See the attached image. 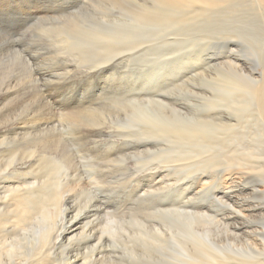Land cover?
<instances>
[{"label": "rangeland", "instance_id": "rangeland-1", "mask_svg": "<svg viewBox=\"0 0 264 264\" xmlns=\"http://www.w3.org/2000/svg\"><path fill=\"white\" fill-rule=\"evenodd\" d=\"M100 1L0 0V184L5 182V188L10 191L20 185L18 182H32L36 177V180H39L38 184L43 182L45 185L46 180L44 179L47 178L45 175L51 172L55 173V176L52 177L57 181L60 179L62 183L69 182L66 185L69 192L64 197L62 196V199L65 198L63 201L66 203L74 201L80 208H85L81 212L86 210L83 213L91 216L87 221L89 225V220L92 221V226L90 225L89 229L96 228L97 235L103 238V240L100 238L101 243L97 244L96 252L99 255L103 251L108 255L106 264H134V257L135 255L137 258L141 256L139 250L142 247L141 249L140 246L136 248V253L140 254L138 257L137 254L126 249V246L129 238L139 244L136 235L144 231L143 235L145 236L148 232V236H144L145 238L152 236L149 237V242L152 241L149 256L154 261L156 260L155 264H160L157 256L164 249L158 250L157 247L160 245L163 247V244L164 247H168L174 241L178 244H172L173 247L169 246L171 248H168L169 251L166 248L168 252L164 249V252L174 254L173 256L169 254L171 259L176 256V250L179 256L178 250L181 249V245L179 246L181 242L184 245L188 243L184 246L185 249L189 247H191V251L194 249L192 254L188 250L190 260L193 259L190 258L191 255L196 257L195 260L200 259L198 256L201 255L197 250V241L201 238L199 236L205 233L201 241L206 240V236L210 237V232L214 231L216 227L214 234H212L213 232L211 234L213 237L217 230L219 231L217 239L220 238L218 235L220 233L222 240V242L220 239L218 240L220 245L228 241L230 244L232 243L231 245L238 244L243 247L252 241L255 243L253 247L257 248L255 251H257L262 245L263 236L261 234L262 231L264 232V219H260L264 212V192L258 195L255 191L262 188L260 177L250 173L251 175L247 179L242 178L237 183L230 185L232 190H237V193L241 195L238 197L237 193L231 194L234 195L232 197L235 201H245L248 205L247 209L258 211L256 217L244 218V215L233 208L234 206L230 207L226 202L220 203L215 200V198L223 197L229 190L224 187L225 182L229 188L228 182L231 181V177L236 180L241 178L237 174L238 167H234V165H238L235 163L227 166V163H223L212 168L208 167L206 163L200 165L197 162H190L191 158L186 153L187 147H181V142L173 134L165 131L166 128L163 126L172 123L171 120L167 121L165 118L175 116V111L182 113V119L187 118L189 121L214 118V116L216 120L228 121L233 110L231 103L233 95L231 83L229 80L230 84L226 82V79H230L228 76L226 78V74L230 75L234 71L231 64L232 57L234 55L241 61L242 64L239 66L245 68L246 73H259L264 59L262 58L264 54L261 55L264 53L263 48L257 47L259 50L256 48L258 51L256 54L257 51H255L256 49L252 50L255 47H251L248 38L241 34H235L228 11L213 13L210 9L208 12L201 13L198 12L200 8H197L193 9L194 12L184 13L186 15L184 22L178 21L176 15L179 14L174 12L172 15H175V20L170 18L171 21L167 20L163 24L148 25L140 23L134 16V12H136L133 9L134 6L139 5L141 10L140 4H143V0H132L136 5H131V0L130 4L127 3V0ZM147 1L149 4L150 1L153 3V0ZM112 2L114 4L119 2L122 5L116 3L118 6L114 8L115 5L112 7ZM101 6L103 9L100 8ZM130 8L133 14L130 12ZM120 9L122 10L120 11ZM101 10L104 11L101 13L99 12ZM80 11L87 15L80 14ZM97 15L98 18H96ZM129 15L132 16V21L128 20L130 19ZM99 18H103L100 22L102 24L99 22L94 24V20L95 22L99 21ZM112 19L114 20L111 21ZM72 21L84 23L83 27L78 23L80 26L78 28L79 26L74 25V22L72 24ZM66 23L72 28L75 26L74 30L78 29V35L81 34V36L88 32V28H93L97 24L94 27L96 30L99 25L100 31L96 30L97 33L99 32L97 36L102 31L101 35L104 37L109 35V38L101 39L100 35L99 39L98 37L91 39L87 33L88 40L86 36L84 38V35L82 38L78 35H70L77 34V31L73 32L71 27L69 30L64 29ZM89 24L94 25L92 27ZM102 27L104 30L101 29ZM106 29L110 30L109 32L114 31L116 34L118 32L119 36L114 38L116 34H107ZM71 30L72 33L68 34L67 32ZM90 32L91 36L93 34V37L96 36V32L92 33V30ZM75 37L79 38V41L82 39V42L76 40ZM235 44H237V48ZM106 49L108 50L106 51ZM109 51L112 53H108ZM107 53L109 55H106ZM231 74L233 75V73ZM229 92L231 94L227 95ZM162 110L163 112H161ZM77 114L84 116L80 115V117ZM71 115L74 116V119L70 117ZM195 116L196 118H194ZM155 132L161 133L155 135ZM29 165L31 166L29 167ZM226 167L233 170V176L230 177L225 173L222 177V171L226 170ZM14 168L16 175L23 173H17L21 169L34 172V174L30 173L26 177L17 175V178L4 176ZM78 183L79 185L76 186ZM5 188L4 190H6ZM24 188L27 190V186ZM73 188L74 190L70 192V189ZM60 190H62L61 187ZM248 196L251 198L248 199ZM255 210L243 213L255 214ZM199 211L204 212L207 217L212 215L216 219L215 221L220 220L221 225L214 223L212 226L210 220L213 218H202L204 214ZM180 215L186 217V221L187 218L188 221H194L195 217L199 218L204 225L201 224V227L199 219V221L195 220V225L190 222L189 228H193L190 232L185 219L180 218ZM111 216L116 218L121 226V234H125L122 237L123 240L121 238L118 243L116 238L105 229L109 222L110 224L114 223L112 221L114 218L109 221ZM204 218L208 222L210 221V224L206 223L207 221L204 222ZM138 220H142V222ZM127 221L128 224L133 222L132 226L129 224L127 227ZM174 221H179L182 226ZM172 222L176 225H172ZM83 223L81 224L83 225ZM143 223L146 225L145 228L144 225L142 226ZM150 223L154 225V229ZM122 225L125 226V230ZM140 225L141 227H139ZM164 225L165 227L170 225V227L165 228ZM112 226L115 228V223ZM133 226L137 227L133 228ZM147 226L149 227L148 231L146 230ZM174 226H178L179 229L181 227L189 229H185L189 235L187 232L181 234V230ZM158 227L160 231L157 230ZM138 228L140 231L143 228L144 230L138 232ZM162 229L166 231L164 232ZM168 229L169 231H167ZM171 229L174 230V234L180 232L181 237H177L178 239L173 237L175 235L172 234ZM200 229L201 231L205 230L201 235H199L200 232L198 234ZM132 230L133 232L129 233ZM195 230H197L198 237L193 234ZM208 230L211 231L207 232ZM91 231L93 232V229ZM252 231H256L257 234L253 235ZM152 232L156 234L154 237ZM167 232L168 234H164ZM184 234L187 235L186 238H182ZM163 235L166 242L169 241V237L176 240L169 241V244L165 242L159 245V238ZM167 236L168 238H166ZM194 236H196L195 240H193ZM212 237L210 239H216V235ZM188 238L189 241H187ZM180 239H187V243ZM154 241L158 242H156L158 246ZM190 241L194 243L192 244ZM129 245L127 247L130 249L131 245ZM155 246L157 247L155 248ZM181 247L183 250V245ZM172 248L174 253L171 251ZM153 251L157 253L156 256ZM143 254L145 253H142V257ZM146 254L143 260L139 258L142 262L150 258L148 252ZM187 255H182L183 259H180L182 262L192 264L188 258H184ZM146 256L148 257L145 258ZM182 256L180 254V257ZM52 257L55 263L51 262L52 259H45V263H40L61 264V256L54 255ZM176 257L172 259L174 260L173 264L176 262L181 264L179 257L177 260ZM137 258H135V261L138 260L136 264L141 262ZM169 259V263H172ZM147 260L145 261L147 262ZM144 262L142 264H146ZM192 262L197 263L194 260ZM148 263L150 264L151 261Z\"/></svg>", "mask_w": 264, "mask_h": 264}, {"label": "bare ground", "instance_id": "bare-ground-1", "mask_svg": "<svg viewBox=\"0 0 264 264\" xmlns=\"http://www.w3.org/2000/svg\"><path fill=\"white\" fill-rule=\"evenodd\" d=\"M101 1H105V0H101ZM100 1V2H101ZM117 0H114V2ZM121 1V0H120ZM119 1V2H120ZM130 4V0H127ZM132 1V0H131ZM142 1V0H141ZM99 3V1H97ZM106 2H108V0H106ZM119 2H116L118 5H122L119 4ZM153 3L149 4V1H144L143 0V4H140L141 6V10L139 5L137 6L135 1L131 5H136L134 6L133 9H135L136 12H134V16H136L137 20H139V22L143 23V24H154L156 25L157 23H166L167 20L171 21L170 18H174L172 20H175V15H172V13L177 12L179 15L177 16L178 21L180 22H184V18L186 19V15H184V13H191L193 11V9H197L200 8L198 12L204 13V12H208L210 9H212L213 13H224V12H229L230 14V18H231V26L233 31L235 32V34H241L242 36L246 37L249 39L250 43H251V47L254 48L252 50H255L257 47H261L264 50V0H153ZM110 3V2H109ZM114 4L112 2V7L113 5L114 8L116 6H118L117 4ZM122 3V2H121ZM100 4V3H99ZM102 4V3H101ZM107 4V3H105ZM218 5V6H215ZM108 6V5H106ZM124 6V5H123ZM130 6V5H128ZM226 6V7H225ZM111 7V6H110ZM133 7V6H131ZM102 8V6L100 7ZM105 8V7H104ZM120 8V7H119ZM103 9V8H102ZM129 9V8H128ZM122 9H120L121 11ZM124 10V8H123ZM131 10V11H130ZM130 12H132V9L130 8ZM104 11V10H103ZM102 10L99 12H103ZM194 12V11H193ZM211 12V13H212ZM83 13L80 11V14ZM126 13V11H125ZM84 14V13H83ZM82 14V16H83ZM129 14V13H128ZM133 14V12H132ZM85 15V14H84ZM87 15V14H86ZM85 15V16H86ZM127 15V14H126ZM188 15V14H187ZM76 16V14H75ZM96 16V15H95ZM189 16V15H188ZM81 17V16H80ZM94 17V15H93ZM104 18V16H102ZM107 17V16H106ZM120 17V16H119ZM131 20V17L130 16ZM79 18V17H78ZM82 18V17H81ZM98 18V15L97 17ZM103 18H99L100 20L95 22L94 20V24L99 22L100 23L101 20ZM188 18V17H187ZM213 18V17H212ZM94 19V18H93ZM135 19V18H134ZM133 19V20H134ZM205 19V18H204ZM208 19V18H207ZM74 20V19H71ZM114 19H112L111 21H113ZM189 20V19H188ZM211 20V19H210ZM69 21V20H68ZM75 21V20H74ZM72 21V24L73 22ZM130 21V22H131ZM208 21V20H207ZM64 22V21H63ZM123 22V21H122ZM127 22V21H126ZM79 21H77V23L74 22V25L77 24L76 26L78 27L79 25L83 27V24L78 25ZM105 23V22H104ZM169 23V22H168ZM199 23V22H198ZM65 24V23H64ZM67 24V23H66ZM92 24V25H94ZM98 24V23H97ZM96 24V26H97ZM138 24V23H137ZM178 24V22H177ZM63 25V24H62ZM91 25V24H89ZM88 25V26H89ZM91 25V26H92ZM121 25V24H120ZM119 25V26H120ZM173 25V24H172ZM65 26V25H64ZM68 24L66 25V28L64 29H71V26H68ZM73 26V25H72ZM80 26L78 28H80ZM94 25V27H96ZM138 26V25H137ZM164 26V25H163ZM174 26V25H173ZM176 26V24H175ZM71 27V28H69ZM93 27V26H92ZM93 27V28H94ZM162 27V26H161ZM87 28V26H86ZM88 28V32L89 33V37L91 39L100 38L99 36H97L96 30H99V25L98 28ZM164 28V27H163ZM162 28V29H163ZM180 28V27H179ZM63 29V30H64ZM75 26L72 28L73 32L77 31V34L72 33L71 31H68L67 33L70 34L69 32H71L73 36H77L78 35V29L74 30ZM92 30V33L94 32L96 34L95 37H93V35L91 36V32L89 31ZM101 29L104 30V28L102 27ZM127 29V28H125ZM107 30V29H106ZM176 30V29H174ZM67 31V30H66ZM65 31V32H66ZM100 31V30H99ZM108 33L107 34H111L115 35L116 33L114 31L109 32L110 30H107ZM167 31V30H166ZM106 33V31H104ZM124 32V31H123ZM132 32V31H131ZM76 33V32H75ZM86 33V34H87ZM115 33V34H113ZM86 34L84 35V38L86 36ZM105 34V35H107ZM119 33L117 32V34L114 36L117 37ZM131 34V33H129ZM83 35L81 36L78 35L79 37L81 36V38L83 37ZM88 35V34H87ZM110 35V37L112 36ZM156 35V34H155ZM72 36V37H73ZM102 36V35H101ZM109 35L105 36L108 37ZM119 36V35H118ZM136 36V35H135ZM88 39V36H86ZM104 35L101 37V39L105 38ZM113 37V36H112ZM173 37V36H172ZM234 37V36H233ZM83 38V39H84ZM109 38V37H108ZM180 38H182L180 36ZM1 39V38H0ZM76 40L79 41V38L77 39L75 37ZM86 39V40H87ZM89 40V39H88ZM175 40V39H174ZM232 41V40H231ZM82 42V39L79 41ZM84 42H87L84 40ZM175 42V41H174ZM177 42V41H176ZM179 42V41H178ZM143 43V42H142ZM137 44V43H136ZM141 45V44H140ZM237 44H235V47ZM136 46V45H135ZM152 46V45H151ZM82 47V46H81ZM102 48V46H100ZM133 47V46H132ZM234 47V48H235ZM250 47V48H251ZM80 48V47H79ZM78 48V49H79ZM134 48V47H133ZM221 48V47H220ZM257 48V49H258ZM260 48V49H261ZM15 49V48H14ZM128 49V48H127ZM257 49L255 51H257ZM81 50V49H80ZM105 50V49H104ZM108 49H106L107 51ZM113 50V49H112ZM129 50V49H128ZM136 50V49H135ZM259 50V49H258ZM262 50V49H261ZM78 51V50H77ZM102 51V49H101ZM111 51V50H110ZM108 52V53H112V52ZM130 51V50H129ZM175 51V50H174ZM254 51V52H255ZM13 52V51H12ZM72 52V51H71ZM79 52V51H78ZM77 52V53H78ZM113 52H115V50H113ZM124 52V51H123ZM147 52V51H146ZM176 52V51H175ZM14 53V52H13ZM80 53V52H79ZM106 55H109V54ZM118 53V52H117ZM120 53V52H119ZM118 53V54H119ZM126 53V52H125ZM258 53V51L256 52V54ZM7 54V53H6ZM15 54V53H14ZM18 54V53H17ZM153 54V53H152ZM177 54V53H176ZM264 53H262L261 55H263ZM115 55V54H114ZM122 55V54H120ZM259 55V54H258ZM6 56V55H5ZM21 56V55H20ZM59 56V55H58ZM95 57V56H94ZM106 57V56H105ZM3 58V57H2ZM110 58V56H109ZM113 58V56H112ZM117 58V57H116ZM262 58H264V56H262ZM115 59V58H114ZM126 59V58H125ZM2 60V59H1ZM4 60V59H3ZM2 60V61H3ZM25 60V59H24ZM85 60V59H84ZM107 60V58H106ZM111 60V59H110ZM88 62V61H87ZM104 62V61H103ZM108 62V61H107ZM71 63V62H70ZM110 63V62H109ZM151 63V61H150ZM232 67L234 69L233 75L230 73V75L226 74V78L227 76L230 79H226L227 83L230 84L232 86V106H233V110H232V114L230 119H228V121H221L216 120L215 116L214 118H203L201 120H191L189 121V119H182V113L180 112H176L175 111V116H169V118H165L167 121L171 120V122L176 123V124H172V123H168L167 125L162 124L163 127H165V131H167L169 134H173L174 137L179 140L181 142V147L182 146H186V153L188 154V156L191 158H188L190 160V162L194 163H206L208 167H215L219 164H223V163H227V166L231 165V164H237L238 166L234 165V167H238L237 170V174L241 176V178L239 177L238 180L232 178L231 176H233V166L232 169H228L230 167H226L224 171H222V177H224V174L227 173L228 176L231 177V181L228 182V186L227 187V183L225 182L224 187L227 190V193H225V195H223V197L220 198H215L216 201H219L220 203L222 202H226L230 207L234 206L233 208L235 210H238V213H241L242 215H244V218H249V217H256V215H258V211H256L255 209H247L248 205L247 202L243 201V202H238L235 201L234 198L231 194H235L238 191L237 190H232L230 188L231 184L237 183L239 180H242V178L247 179L249 175H251L250 173H254V175H257L258 177H260L259 179L261 180L262 183V188L261 189H256V193H258V195H260L262 192H264V59L262 60L261 63V70L260 72H248L246 73V69L243 67H240L239 65H241V61L239 59H237L234 55L232 57ZM107 66V65H106ZM164 66V65H163ZM104 67V66H103ZM227 67V66H226ZM162 69V68H161ZM243 69V71H241ZM207 70V69H206ZM209 70V69H208ZM229 70V68H228ZM231 70V69H230ZM250 70V69H249ZM185 71V70H184ZM232 71V70H231ZM253 71V70H252ZM66 72V71H65ZM230 72V71H229ZM67 73V72H66ZM216 73V72H215ZM223 73V72H222ZM64 74V73H63ZM224 74V73H223ZM197 75V74H196ZM32 76V75H30ZM65 76V75H64ZM180 77V76H179ZM223 77V76H222ZM191 78V77H190ZM188 80V79H187ZM229 80V82H228ZM193 82V81H192ZM225 82V81H224ZM225 82V83H226ZM183 84V83H182ZM35 85V84H34ZM36 86V85H35ZM147 86V85H146ZM184 86V85H183ZM193 86V85H192ZM197 86V85H196ZM177 87V86H176ZM181 87V86H180ZM9 88V87H8ZM158 88V87H157ZM15 89V88H14ZM17 89V88H16ZM38 89V88H37ZM207 91V90H206ZM137 92V91H136ZM180 93V92H179ZM186 93V92H185ZM229 92L230 95L231 94ZM39 96V95H38ZM42 98V97H40ZM138 98V97H137ZM136 98V99H137ZM120 99V98H119ZM144 99V98H143ZM128 100V99H126ZM139 100V98H138ZM16 101V100H15ZM40 101V100H39ZM45 101V100H44ZM108 101V100H107ZM156 101V100H155ZM36 102V101H35ZM111 102V101H110ZM143 102V101H142ZM148 102V100H147ZM154 102V101H153ZM157 102V101H156ZM162 102V101H161ZM216 102V100H215ZM27 103V102H26ZM141 103V102H140ZM146 103V102H145ZM209 103V102H208ZM115 104V102H114ZM167 104V103H166ZM119 105V104H118ZM136 105V104H135ZM157 105V104H155ZM192 105V104H191ZM13 106V105H12ZM27 106V105H26ZM139 106V105H138ZM108 107V106H107ZM145 107V106H143ZM121 108V107H120ZM131 108V107H130ZM147 108V107H146ZM173 108V107H172ZM2 109V108H1ZM28 109V108H27ZM84 109V108H83ZM87 109V108H86ZM109 109V108H108ZM127 109V108H126ZM196 109V108H195ZM4 110V109H3ZM146 110V109H145ZM152 110V109H151ZM175 110V109H174ZM213 110V109H212ZM24 111V110H23ZM29 111V110H28ZM37 111V110H36ZM137 111V110H136ZM140 111V110H139ZM169 111V110H168ZM195 111V110H194ZM40 112V111H39ZM86 112V111H85ZM156 112V111H155ZM163 112V110L161 111ZM131 113V112H130ZM135 113V112H134ZM165 113V112H164ZM162 113V114H164ZM167 113V112H166ZM71 114V113H70ZM94 114V112H93ZM102 114V113H101ZM156 114V113H155ZM158 114V113H157ZM161 114V113H160ZM67 115V114H66ZM74 115V114H73ZM77 115H81V114H77ZM75 115V116H77ZM98 115V114H97ZM129 115V114H128ZM169 115V113H168ZM171 115V114H170ZM173 115V114H172ZM84 116V115H81ZM80 116V117H81ZM165 116V114H164ZM71 118L74 116H70ZM94 117V116H93ZM97 117V116H96ZM185 117V116H184ZM239 117V118H237ZM78 118V117H77ZM92 118V117H91ZM149 118H152L151 116H149ZM196 118V116L194 117ZM237 118V119H235ZM72 119V120H73ZM76 119V118H75ZM87 120L89 119L86 118ZM101 119V118H100ZM77 120V119H76ZM75 120V121H76ZM188 120V122H187ZM60 121V120H59ZM92 121V120H90ZM12 122V121H11ZM80 123V121H79ZM92 123V122H91ZM111 123V122H110ZM95 124V123H94ZM156 124V123H155ZM68 126V125H67ZM84 126V125H83ZM7 127V126H6ZM49 127V126H48ZM54 127V126H53ZM60 128V127H59ZM53 129V128H52ZM163 129V128H162ZM160 129V131L162 130ZM48 130V128H47ZM50 130V129H49ZM69 130V129H68ZM84 130V129H83ZM100 130V129H99ZM105 130V129H104ZM124 130V129H123ZM158 130V129H157ZM156 130V131H157ZM58 131V130H57ZM95 131V130H94ZM163 131V130H162ZM70 132V131H68ZM116 132V131H115ZM144 132V131H143ZM53 133V132H52ZM161 132H155L154 134L158 135ZM163 133V132H162ZM166 133V132H164ZM51 134V133H50ZM76 134V133H75ZM148 134V133H147ZM161 135V134H160ZM167 135V134H166ZM166 135L164 137H166ZM168 136V135H167ZM5 139L7 137L3 136ZM13 137V136H12ZM54 137V135H53ZM74 137V136H73ZM10 138V136H9ZM14 138V137H13ZM98 138V137H97ZM8 139V138H7ZM96 139V138H95ZM151 139V138H150ZM9 140V139H8ZM93 140V139H92ZM97 141V140H96ZM35 142V141H34ZM55 142H56V138H55ZM98 142V141H97ZM50 143V142H49ZM179 143V142H178ZM51 144V143H50ZM54 144V143H53ZM56 145V144H55ZM175 145V144H174ZM179 146V145H178ZM148 147V146H147ZM149 148V147H148ZM185 148V147H184ZM30 149V148H29ZM26 151V150H24ZM59 151V150H58ZM139 151V150H138ZM148 151V150H147ZM36 152V151H35ZM62 153V152H61ZM22 154V153H21ZM27 154V153H26ZM28 155V154H27ZM71 157V156H70ZM76 157V156H75ZM183 157V156H181ZM61 158V157H60ZM54 159V158H52ZM82 159V158H81ZM182 159V158H181ZM13 160V159H12ZM11 160V161H12ZM48 160V159H47ZM113 160V159H112ZM222 161V163H221ZM113 162V161H111ZM188 162V160H187ZM38 164V163H37ZM71 164V162H70ZM229 164V165H228ZM7 165V164H6ZM23 165V164H22ZM61 165V164H60ZM59 165V167H60ZM113 165V164H112ZM31 165H29L30 167ZM46 166V165H45ZM115 166V164H114ZM206 166V165H205ZM9 167V166H8ZM48 167V164H47ZM67 167V166H66ZM223 168V166H221ZM58 169V167H56ZM151 168V167H150ZM205 168V167H204ZM211 168V169H212ZM11 169V168H10ZM55 169V168H53ZM105 169V168H104ZM15 168L9 172H7L6 175H4L5 177H13V178H17L18 177H26V175H30L34 174V172H28L26 169H21L18 170V172H23V173H19L16 175L15 173ZM17 170V169H16ZM32 170V169H31ZM36 170V169H35ZM87 170V169H86ZM218 170V169H217ZM2 171V170H1ZM13 171V172H12ZM157 171V170H156ZM48 172V171H47ZM79 172V171H78ZM88 172V171H87ZM86 173V172H85ZM20 175V176H19ZM81 175V174H80ZM36 176V175H35ZM42 176V175H41ZM45 176H47V178L45 177L44 180H46L45 185L43 184V182H41V184H38L39 180H36V177H34L35 179L32 180V182H27L26 183H21L18 182V184H20L19 186H15L14 189L7 191V188H5V182H1L0 184V264H41L40 262L45 263V259H52L51 262L54 261L52 256H61V264H106V257L108 255H106V253H104L103 251H101L102 253H100L98 255V253L96 252V247H98L97 244L101 243V239L102 236L100 237V235H97V230L96 228H92L93 232L89 229L90 225L92 224L91 220L90 221V225L89 223H87L88 219H90L91 216L85 215L83 212L86 211L84 210L83 212H81L83 209L85 208H80L78 205H76L74 203V201L72 202H64L62 199V196L64 197V195L66 193H68L69 191H67L66 185L69 182L66 183H62V181L59 179L57 181V179H54L52 176H55V173H50V174H46ZM236 176V175H235ZM238 177V176H236ZM257 177V178H258ZM33 178V176H32ZM93 178V177H92ZM224 179V178H223ZM258 179V180H259ZM17 180V179H16ZM257 182H260L258 181ZM73 181V180H72ZM97 182V181H96ZM59 183L61 184V188L62 190H60L59 187ZM71 183V182H70ZM208 183V182H207ZM11 185V184H10ZM79 183L76 185L78 186ZM9 186V185H8ZM7 186V187H8ZM13 186V185H12ZM11 186V187H12ZM25 186H27V190L26 188H24ZM71 186V184L69 185V187ZM74 184V187H76ZM81 186V185H80ZM235 186V185H234ZM233 186V187H234ZM232 187V188H233ZM238 187V186H237ZM4 188L6 190H4ZM13 188V187H12ZM22 188V189H21ZM72 188V187H71ZM259 188V186H258ZM81 189V188H80ZM231 189V190H230ZM74 190L70 189V192ZM206 191V190H205ZM234 191V192H233ZM199 192V191H198ZM231 192V193H230ZM242 192V189H241ZM90 193V192H89ZM260 193V194H259ZM238 197L240 195V193H237ZM245 195V194H244ZM236 196V195H235ZM241 196V195H240ZM225 197V198H224ZM224 198V199H223ZM244 198V197H243ZM242 198V199H243ZM247 198V197H246ZM251 198V197H250ZM248 196V199H250ZM77 200V199H76ZM224 200V201H223ZM244 200V199H243ZM254 200V199H253ZM76 202V201H75ZM67 204V206H65ZM222 205V204H221ZM96 206V205H95ZM252 206V205H251ZM98 208V206H96ZM95 208V207H94ZM225 208V206H224ZM99 209V208H98ZM97 209V210H98ZM101 209V208H100ZM232 209V208H231ZM173 210V209H172ZM248 210H255L256 213L254 214H244V211H248ZM259 210V209H258ZM159 211V210H158ZM161 211V210H160ZM145 212V211H144ZM151 212V211H150ZM149 212V213H150ZM201 212V214L204 212ZM198 212V213H199ZM233 212V210L231 211V213ZM86 213V212H85ZM135 213V212H134ZM180 213V212H179ZM186 213V212H185ZM191 213V212H190ZM260 213V212H259ZM139 214V213H138ZM158 214V213H157ZM175 214V212H174ZM181 214H183L181 212ZM200 214V213H199ZM208 214V213H207ZM261 214V213H260ZM93 215V214H92ZM97 215V214H95ZM144 215V214H142ZM150 215V214H149ZM187 215V213H186ZM216 215V214H214ZM263 215L260 219H264V212L261 214ZM173 216V215H172ZM183 216V215H182ZM180 215V218H186V217H182ZM190 216V215H189ZM224 216V215H223ZM227 216V215H226ZM137 217V216H136ZM149 217V216H148ZM166 217V216H165ZM175 217V215H174ZM172 217V218H174ZM201 217V216H200ZM209 218L210 216H206V214H204L202 216ZM212 217V215H211ZM210 217V218H211ZM222 217V216H221ZM258 217V216H257ZM86 218V220H85ZM107 218V217H106ZM114 217L111 216L109 221L112 220ZM171 218V219H172ZM176 218V217H175ZM213 218V217H212ZM105 219V218H104ZM161 219V217H160ZM178 219V218H176ZM199 218L194 219L198 220ZM226 219V218H224ZM82 220H85L82 222ZM119 220V219H118ZM168 220H169V216H168ZM181 220V219H180ZM189 219L187 218L184 220L186 222V225L188 226V228L191 226L190 222H192V225H195L196 221H188ZM200 220V225L201 223V219ZM198 220V221H199ZM216 219L213 218L212 221V226L214 223L220 224V220L215 221ZM222 220V219H221ZM115 223V228H113L112 224L114 225V223L110 224V222L107 224L106 226V230H108V232H110L118 241H121V238L125 235V234H121V226H119V223L117 222V219L114 218V220H112ZM129 221V220H128ZM128 221H127V227L128 225ZM139 221V220H138ZM142 222V220H140ZM139 221V222H140ZM164 221V220H163ZM167 221V220H166ZM207 221L204 218V222ZM209 221V222H210ZM214 221V222H213ZM220 221V222H219ZM223 221V220H222ZM107 222V221H106ZM130 222V221H129ZM132 222V221H131ZM148 222V221H147ZM165 222V221H164ZM176 222V224L179 223V221H174ZM174 222H172V225H176L174 224ZM178 222V223H177ZM183 222V221H182ZM194 222V224H193ZM208 221L206 223L210 224ZM219 222V223H217ZM224 222V221H223ZM83 223V225L81 224ZM87 223V225H86ZM94 223V222H93ZM146 223V222H145ZM163 223V222H162ZM170 223V221H169ZM168 223V224H169ZM189 223V224H188ZM126 224V223H125ZM133 222L130 224L132 226ZM135 224V223H134ZM151 224L152 229H154V225ZM164 224V223H163ZM162 224V225H163ZM198 224V223H197ZM144 225L145 228V224L143 223L142 226ZM171 225V224H170ZM170 225H166L168 228L170 227ZM179 225H181L179 223ZM178 225V226H179ZM199 225V224H198ZM200 225L198 226V228H200ZM204 225V224H202ZM201 225V227H202ZM221 225V224H220ZM92 226V225H91ZM123 226V225H122ZM149 226V224H148ZM146 227L147 228L149 227ZM178 226H174L176 229H179ZM182 226V225H181ZM209 226V225H208ZM208 226L206 228H208ZM211 226V228H212ZM126 227V228H127ZM137 227V226H133ZM141 227V225L139 226ZM161 227V226H160ZM165 227V225H164ZM161 227V228H164ZM165 227V228H167ZM173 227V226H172ZM194 227V226H192ZM197 227V226H196ZM215 227V225H214ZM264 227V226H263ZM99 228V227H98ZM125 228V226H123V229ZM144 228L142 230H144ZM160 228V229H161ZM174 228V229H175ZM210 228V226H209ZM217 228V227H216ZM215 228V230H216ZM226 228H228L226 226ZM225 228V229H226ZM136 229V228H135ZM159 229V227L157 228V230ZM173 229V228H172ZM171 229V231H172ZM184 228L181 227V234L186 233L188 234V231H182ZM190 229V228H189ZM187 229V230H189ZM193 228H191L189 231L191 232ZM196 229V228H195ZM229 229V228H228ZM125 230V229H124ZM142 230L140 231L138 228V232H142ZM149 230V229H148ZM147 230V231H148ZM164 232L166 230L162 229ZM161 230V231H162ZM212 230V229H211ZM210 230V231H211ZM214 230V229H213ZM214 230V231H215ZM255 230V229H254ZM130 231V228H129ZM146 231V232H147ZM152 231V230H150ZM149 231V232H150ZM160 231V230H158ZM169 231V229L167 230ZM209 230L207 232H210ZM214 231L212 234H214ZM123 232V231H122ZM127 232V230L125 231V233ZM133 230L129 233H132ZM136 232V231H134ZM145 232V231H144ZM143 232V233H144ZM154 232V231H153ZM152 232V234H153ZM174 230L172 231V234L175 235L172 236L176 237V239H178L177 237H181L180 232H178L180 234V236L178 233L174 234L173 233ZM177 232V231H176ZM200 232V234H199ZM202 232V233H201ZM204 231H201V229L198 231V234L201 235L203 234ZM210 232V237H212V234ZM219 231L217 230L216 232V237L215 235L213 237H215L216 239L218 238L217 233ZM143 233H139L137 234V238L136 240H139V244H137V242L135 240H131V238H129V242L128 245L130 244L131 247L129 249V247L126 246V249L130 250V252H133L135 254H137V256L141 254V256L139 257L140 259H144L143 257L145 256L146 252H148V256L150 255V248H151V242H149V236L148 238H145L148 236V232H147V236L143 235ZM171 233V232H170ZM197 230H195L193 232V234H196ZM253 235L257 234L256 231H252ZM260 233V232H259ZM100 234H101V228H100ZM127 234V233H126ZM134 234V233H133ZM136 234V233H135ZM146 234V233H145ZM160 234V232H159ZM164 234H168L164 233ZM198 234H196V236L198 237ZM205 234V233H204ZM203 234V235H204ZM209 234V233H208ZM207 234V235H208ZM223 234V233H222ZM66 235V236H65ZM72 235V236H70ZM156 235L155 233L153 234ZM169 235V236H171ZM185 235V236H184ZM182 235V238H186L187 235L184 234ZM191 235V234H190ZM202 235V236H203ZM220 236V240H221V234H218ZM259 235V234H258ZM263 236V241H262V245L260 246V248H258L257 251H255V247H253V245L255 244L254 242L250 241L249 243L245 244L246 247H242L239 246L238 244L236 245H231L228 241V243L224 242L225 245H220L218 243V240L215 241L214 239H210V237L206 236V240L204 239L203 241H201L202 236H199L201 238L198 239L197 244H198V248L197 250L199 251V254L201 256L200 259L198 258V260H195L196 257H193L192 255L190 256V258L192 257L193 259H189V251H191V247L189 248H184V246L188 245L187 241L188 240H184L186 241L187 244H179V246L183 245V250L186 251L184 252L182 250V247L180 246V251L178 250V252L181 254V256H186L184 257L185 259L188 258V260L191 261L192 264H194V262H192L193 260L197 261L196 264H214V263H220V264H264V232L262 231ZM132 236V235H131ZM134 235V239L136 237ZM145 236V237H144ZM196 236H194L193 240L196 239ZM209 236V235H208ZM126 237V236H125ZM191 237V236H189ZM212 237V238H213ZM224 237V236H223ZM113 238V237H112ZM157 238V237H156ZM168 238V236L166 237ZM172 237H169V241H173L176 240ZM261 238V237H260ZM120 239V240H119ZM151 239V238H150ZM203 239V238H202ZM103 240V238H102ZM123 240V238H122ZM128 240V239H127ZM126 240V241H127ZM132 243H130L131 241ZM181 241H183L182 239H180ZM247 240V238H246ZM251 240V239H250ZM166 242L165 240V236L163 235V237L160 236L159 238V245L161 243H165L166 244L170 243V242ZM125 242V241H124ZM155 242V241H154ZM153 242V243H154ZM157 242V241H156ZM155 242V243H156ZM192 242V241H190ZM222 242V240L220 241ZM152 243V244H153ZM154 243V244H155ZM158 243V242H157ZM156 243V244H157ZM178 244V242H176ZM175 241L172 244H176ZM180 243V241H179ZM184 243V242H183ZM194 242H192L193 244ZM126 244V243H125ZM124 244V245H125ZM165 244V245H166ZM172 244L169 246H172ZM176 244V245H177ZM117 245V244H116ZM122 245V244H120ZM129 245V246H130ZM138 246H140V249L142 247L143 251L139 250L141 253H136V248H138ZM158 246V244H157ZM155 246V248L157 247ZM169 246H165L163 244V247L160 245V247L158 246L157 249H161L164 248L166 250V252L169 251ZM194 246V245H193ZM255 246V245H254ZM86 247V248H83ZM154 247V246H153ZM173 247V246H172ZM259 247V246H258ZM108 248V247H107ZM168 251H167V249ZM194 248V247H192ZM101 249V248H98ZM154 249V248H153ZM164 249H162L163 251L160 252L157 256L158 261L160 262V264H173L172 259H174V257L180 259H183V256L180 257V254L178 256V254L175 251L176 256H174L171 259V256H173L170 252L169 254H171V256H169L168 253L164 252ZM177 249V248H176ZM182 250V251H181ZM189 250V251H188ZM194 250V249H193ZM192 250V251H193ZM98 251V250H97ZM100 251V250H99ZM146 251V252H145ZM155 251V250H154ZM153 251V252H154ZM161 251V250H160ZM172 253H174V250L172 248ZM192 251L190 254H192ZM138 252V251H137ZM142 253L143 257H142ZM186 253V254H185ZM124 254V253H123ZM126 254V253H125ZM131 254V253H130ZM157 254L154 252V255ZM185 254V255H184ZM134 255V254H133ZM147 255V254H146ZM153 255V254H151ZM194 255V254H193ZM148 256H146L145 258H147ZM156 256V255H155ZM154 256V258H155ZM134 257V256H132ZM142 257V258H141ZM150 257V256H149ZM153 257V256H152ZM57 258V257H55ZM124 258V257H123ZM135 257H134V264H136V260L135 261ZM137 258V259H139ZM151 258V257H150ZM150 258H147L148 260ZM170 258V259H169ZM122 259V258H120ZM129 259V258H128ZM140 263L137 262V264H142V260ZM153 261H152V260ZM149 261H151L150 264H155L156 260L154 261L153 258H151ZM156 259V258H155ZM169 260L172 261V263H169ZM56 260V259H55ZM113 260V259H112ZM146 262V264H149L148 261ZM175 260V262H176ZM181 260V259H180ZM170 261V262H171ZM183 261H187V260H183ZM189 261V262H190ZM122 262V261H121ZM144 262V263H145ZM154 262V263H152ZM179 262V260H178ZM188 262V261H187ZM132 263V262H131ZM177 263V262H176ZM175 263V264H176ZM182 263H186V262H182L181 260V264ZM56 264H60V263H56ZM177 264H180L177 263ZM186 264H190V263H186Z\"/></svg>", "mask_w": 264, "mask_h": 264}]
</instances>
